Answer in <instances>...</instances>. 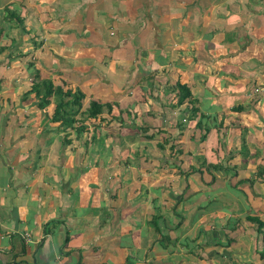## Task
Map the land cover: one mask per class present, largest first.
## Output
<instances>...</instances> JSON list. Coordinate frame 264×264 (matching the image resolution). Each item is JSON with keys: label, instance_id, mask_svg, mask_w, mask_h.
<instances>
[{"label": "crops", "instance_id": "obj_1", "mask_svg": "<svg viewBox=\"0 0 264 264\" xmlns=\"http://www.w3.org/2000/svg\"><path fill=\"white\" fill-rule=\"evenodd\" d=\"M0 49V264H235L245 253L220 247L237 228L260 256L264 227L246 217L264 210L226 211L239 199L225 186L264 162V0H0ZM31 56L42 78L112 104L82 121L85 140L26 93ZM112 122L146 143L96 139Z\"/></svg>", "mask_w": 264, "mask_h": 264}, {"label": "rangeland", "instance_id": "obj_2", "mask_svg": "<svg viewBox=\"0 0 264 264\" xmlns=\"http://www.w3.org/2000/svg\"><path fill=\"white\" fill-rule=\"evenodd\" d=\"M145 34V33H144ZM164 35H166L169 39H170V36H169V32L168 33H165ZM174 36V35H173ZM60 37V36H59ZM68 40H69V43L71 44L72 43V41H74V35H72V36H69L68 38H67ZM76 40V39H75ZM151 44V43H150ZM33 49H31V51H32ZM77 52H78V49H77V47H75L74 48V46L73 47H71V50H70V55L72 56V55H76L77 54ZM120 54H121V52L120 51H114V56H120ZM38 55H39V53H38ZM30 57V56H29ZM74 58H77V56H74ZM29 60H33V57L31 56V58L29 59ZM60 60H62L61 59V57H60ZM85 61H87V62H90V60L89 59H85ZM73 62H75V60L73 59V60H71L70 61V63H72L73 64ZM93 63H95V60H93ZM16 67H17V65H15ZM16 67H14V68H16ZM16 70H18V68H16ZM51 74H53V73H51ZM110 75H113V74H110ZM28 77L31 79L32 78V75L31 74H29L28 75ZM28 77H27V79L26 80H28ZM25 79V78H24ZM52 80V79H51ZM53 81V80H52ZM30 82V81H29ZM117 83L118 84H120L121 83V81L120 80H117ZM192 83V82H191ZM200 86V85H199ZM263 86H264V84H263ZM199 88H201V87H199ZM75 91V90H74ZM83 91V90H82ZM262 91L264 92V88L262 89ZM84 92V91H83ZM82 92V93H83ZM74 93V92H73ZM77 93V92H76ZM85 93V92H84ZM83 93V94H84ZM86 95V94H85ZM84 95V96H85ZM199 96V95H198ZM69 97H71V96H69ZM177 98H178V96H177ZM260 98V100H263L264 99V94L263 95H261V97H259ZM91 99H94L93 97H90V96H87L86 95V99H85V104H87V105H89V102H90V100ZM125 102H127L128 101V98H125V100H124ZM207 104V103H206ZM262 104H264L263 102H262ZM148 105H149V107L151 106V103H148ZM185 107H188V106H185ZM178 108L179 109H176V116L178 117H180V118H188V116H191L192 115V109H185L184 110V107H182V104H179V106H178ZM140 110V109H139ZM135 111H137V109L135 108V106L134 105H131L130 106V111L129 112H131V113H133V112H135ZM78 115V117H79V114H77ZM84 115H86V114H84ZM215 115V113H211V116L213 117ZM76 119H77V116H76ZM89 119V118H88ZM142 119V118H141ZM111 125H114V126H112L111 128H108V129H105V127H106V125H102V126H100L99 128H98V131H99V136L98 137H96V139H100L101 141L102 140H104V138L106 137V130H107V133L108 134H111V135H113V136H115V135H119V134H121V136L125 139V141H124V143H123V146L124 145H128V146H133L132 144H131V142L132 143H136V144H145L146 143V140L145 139H143L142 138V136L140 135V133H141V131H147V130H143V129H137V128H131L130 127V125L129 126H124L122 129H118V127H117V125L114 123V122H112V123H110ZM86 129V128H85ZM66 131H68V130H66ZM85 131H87V130H85ZM75 132H78V131H75ZM65 131H62V130H60L59 131V135H60V138L62 137V136H64L65 134ZM70 133H72V132H70ZM85 134H86V132H83V130H82V134H81V137L82 138H84V140L86 139V137H85ZM79 136H80V134H79ZM258 137L261 139V140H264V138H263V136H259L258 135ZM65 138V137H64ZM96 141V140H95ZM78 142H81V143H83V141L79 138V140H78ZM78 142L77 143H75V145H76V149H75V151L77 152L76 154H75V151H74V155H75V158H76V161L77 162H80L81 161V158H82V156H83V152H84V150H85V148H83V147H81V144H78ZM94 144V143H93ZM97 144H98V142H97ZM99 144H102L101 142L99 143ZM98 144V145H99ZM149 146H151V145H149ZM99 147H100V145H99ZM88 149L86 148V150H85V152L84 153H88V151H87ZM78 154H79V156H78ZM78 157V158H77ZM133 158H135L134 159V164H136V165H139V161H140V157H133ZM258 161V160H257ZM259 162V161H258ZM76 163V162H75ZM148 166V165H147ZM149 167L151 168L152 166L151 165H149ZM258 167H259V170H260V172L259 173H256V174H252V175H250L249 177H245L244 175H247L248 174V172L247 171H245L246 173H239L238 175H235V176H231V174H233L232 173V170H230L229 171V177L228 178H230V184H233L234 185V188H231L230 187V185H229V183L225 186V190L227 189L228 191L225 193V195H228L230 198H231V200L232 199H234L235 197L236 198H238L239 200L238 201H234L232 204L230 203V202H227V203H225V204H227L229 207H225V210L226 211H228V210H231L232 209V207H233V205H235V204H237L238 206H241V208H243V209H248V210H254L253 208H257V209H263L264 210V172H261L263 169H264V162L263 161H261V163L259 162V165H258ZM249 175V174H248ZM231 176V177H230ZM245 178H247V179H250V181H260V180H263L260 184H257L256 186H254V185H250V186H248L246 183H249V180H247V182L245 183V182H243L244 180H245ZM148 183V182H147ZM146 183V184H147ZM245 189V190H244ZM258 190H260L261 191V194H258L259 192H258ZM258 194V195H257ZM214 197H215V193H210L209 194V200H213L214 199ZM221 203H223V202H221ZM257 206V207H256ZM218 207V204H214V201L209 205V210L211 211V210H214L215 208H217ZM253 213H254V211H253ZM263 216H264V214L261 216L262 218H263ZM246 220H248L247 218H246ZM246 220L244 219V220H242V219H240V224H242V222H243V224L248 228V226L246 225ZM225 222L226 221H230L231 222V218H226L225 220H224ZM232 221H235L234 219H232ZM248 221H250V220H248ZM251 222V221H250ZM253 223V222H252ZM250 227V226H249ZM253 227H257V224L255 223L254 225H253ZM238 230H236V231H238V233H236L234 236H235V240H233L232 242H231V245L229 246V247H220V251H221V253H224V251H226V249H227V251H232L233 250V248H237L238 250H241V251H243L244 253H245V255H243V257L242 256H239L238 254H239V252L237 251V258L239 259V261L236 259V263L235 264H239V263H243V264H264V256H262V257H260L259 256V254L257 253L256 255H257V257H255V255L254 256H249V252H247V251H244V250H249V248H252L253 247V245H251V244H249L248 243V241L246 240V238H248V237H250L251 235L249 234V231L248 230H245V231H242V232H240L239 233V230L241 229H239V228H237ZM228 232V231H227ZM245 234L246 236H244L243 238H242V236H240V235H242V234ZM231 236V234L229 235V237ZM234 236L232 237V238H234ZM246 237V238H245ZM233 251H235V250H233ZM236 252V251H235ZM240 254H242V252H240ZM252 258V259H251ZM226 262H230V260H228V259H226ZM234 262V261H233ZM233 262L231 261L230 263L231 264H233Z\"/></svg>", "mask_w": 264, "mask_h": 264}, {"label": "trees", "instance_id": "obj_3", "mask_svg": "<svg viewBox=\"0 0 264 264\" xmlns=\"http://www.w3.org/2000/svg\"><path fill=\"white\" fill-rule=\"evenodd\" d=\"M9 17L12 18L11 16ZM26 55L28 56L29 54ZM27 70L29 74L32 75V83L26 93L34 94L36 98V105L39 108H44L53 101L54 109L51 113L50 120L59 121L61 126L65 129L75 128V130L78 132L82 131L86 126L82 122L84 119L88 120V118H96L104 110L109 112L112 110V104L101 103L95 99H92L90 100L88 107H86L84 111H81L80 108L82 107V99L84 98V94L81 90L78 88L74 89L75 91L69 88L64 89L61 84L55 85L51 78H42L40 76V70L36 67L34 60H28ZM174 91L178 96V104H183L187 101H191V103L194 102V98L188 84L177 81L173 86V92ZM192 112L195 113L196 109L192 108ZM80 113L86 115H84L83 119L78 121L76 116ZM76 122L80 124L76 125ZM66 142H69V140H66ZM246 218L257 224V232H262L264 220L260 219L258 215H248ZM260 256H264V250L260 252Z\"/></svg>", "mask_w": 264, "mask_h": 264}, {"label": "built area", "instance_id": "obj_4", "mask_svg": "<svg viewBox=\"0 0 264 264\" xmlns=\"http://www.w3.org/2000/svg\"><path fill=\"white\" fill-rule=\"evenodd\" d=\"M25 237L27 238V237H28V235H25Z\"/></svg>", "mask_w": 264, "mask_h": 264}]
</instances>
